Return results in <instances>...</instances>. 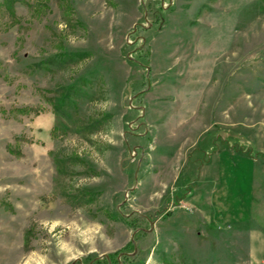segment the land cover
Instances as JSON below:
<instances>
[{
	"label": "rangeland",
	"instance_id": "374dc122",
	"mask_svg": "<svg viewBox=\"0 0 264 264\" xmlns=\"http://www.w3.org/2000/svg\"><path fill=\"white\" fill-rule=\"evenodd\" d=\"M1 2L0 264H264V0Z\"/></svg>",
	"mask_w": 264,
	"mask_h": 264
},
{
	"label": "crops",
	"instance_id": "0c3cea01",
	"mask_svg": "<svg viewBox=\"0 0 264 264\" xmlns=\"http://www.w3.org/2000/svg\"><path fill=\"white\" fill-rule=\"evenodd\" d=\"M209 143H210V141L208 140V141L204 142V145L205 146L207 145L208 150H211L212 149V146ZM219 151L220 150H218L217 152L214 153V154H216L214 156V159H215V164L214 165H215V168L217 170L216 175H217V183L218 184H217V186L213 190H211V191L208 192V196L206 198V205H208V203H209V206H210V200L212 198H216L217 200H219V198H221V200H222V176L225 177L224 180H223L224 181V184L227 183L226 179L233 178L232 177L233 174L230 173L231 171L228 170V167L227 168L223 167L224 170L222 169V164H224V162H222V149H221L220 152ZM240 162H241V160H237V161L236 160H232V163H234L235 166L237 165V163H240ZM203 166H204V168L202 166H200V169L201 170L206 169V164L203 165ZM218 213L219 214H217V218L216 219L219 221L220 224H222L224 222H227V221L228 222L229 221L231 222V221H234V220H238L239 221V219L242 218L239 215V216H235L233 219L231 217L229 219L228 216L222 214L221 209H220V211ZM208 217H209V222H211L212 215L210 216V214H209ZM222 218H224V219H222ZM222 220H223V222H222Z\"/></svg>",
	"mask_w": 264,
	"mask_h": 264
},
{
	"label": "trees",
	"instance_id": "16d2710c",
	"mask_svg": "<svg viewBox=\"0 0 264 264\" xmlns=\"http://www.w3.org/2000/svg\"><path fill=\"white\" fill-rule=\"evenodd\" d=\"M12 0H2V5L3 7L8 11V13H12ZM63 57L65 59H68L66 61H72V60H75L77 58H81V54H78L76 52H63L62 53ZM63 98H60V101H62ZM129 245H132L130 242H129ZM116 254H119V259L115 258ZM125 263V264H138L139 262H132V258L130 256H128V254L126 252H120V251H117V252H114L112 254H108L106 257H104L103 259V262L105 264H107L108 262L109 263H114V264H119L120 261ZM97 264H102L99 260L96 261ZM141 264V263H140Z\"/></svg>",
	"mask_w": 264,
	"mask_h": 264
}]
</instances>
